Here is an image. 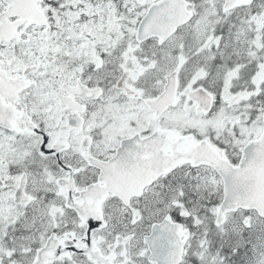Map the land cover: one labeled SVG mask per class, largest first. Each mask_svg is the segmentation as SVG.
Here are the masks:
<instances>
[{
    "label": "snow or ice",
    "instance_id": "snow-or-ice-1",
    "mask_svg": "<svg viewBox=\"0 0 264 264\" xmlns=\"http://www.w3.org/2000/svg\"><path fill=\"white\" fill-rule=\"evenodd\" d=\"M0 264H264V0H0Z\"/></svg>",
    "mask_w": 264,
    "mask_h": 264
}]
</instances>
